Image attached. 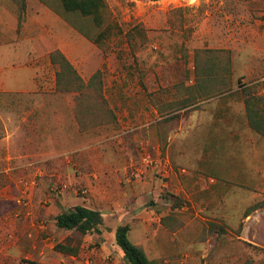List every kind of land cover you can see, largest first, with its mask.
<instances>
[{
  "label": "rangeland",
  "instance_id": "rangeland-1",
  "mask_svg": "<svg viewBox=\"0 0 264 264\" xmlns=\"http://www.w3.org/2000/svg\"><path fill=\"white\" fill-rule=\"evenodd\" d=\"M105 1L99 26L61 0H0V70L37 83L0 76V264H128L124 224L154 264H264V135L246 110L264 114V0ZM56 49L81 80L59 84ZM75 205L101 233L58 227Z\"/></svg>",
  "mask_w": 264,
  "mask_h": 264
},
{
  "label": "trees",
  "instance_id": "trees-1",
  "mask_svg": "<svg viewBox=\"0 0 264 264\" xmlns=\"http://www.w3.org/2000/svg\"><path fill=\"white\" fill-rule=\"evenodd\" d=\"M63 8L68 12H79L83 16L91 17V19L99 26L105 23L104 14L107 12L108 5L105 0H61ZM85 37L93 42H100L105 37V32H100L94 38L86 35L84 32L79 31ZM199 52V51H198ZM51 59L54 64L58 65L57 79L59 84L63 82L65 77L74 76L81 80L76 68L65 54L56 49L51 52ZM101 75V70H98L90 80ZM213 76L205 77L203 80L198 81L195 88L204 96L215 95L220 91L211 85ZM252 100H246V110L250 126L257 132L264 135V114L259 108H256ZM260 205V204H259ZM257 206V205H256ZM58 227L72 230L76 229L82 233H101V226L104 223L103 214L96 209L85 205H75L66 211L59 213L56 217ZM130 226L128 224L120 225L116 229L115 237L116 243L123 252V258L128 264H154L153 261L147 256L146 252L138 245L133 243L129 238ZM58 250L73 252L71 248L65 244H58Z\"/></svg>",
  "mask_w": 264,
  "mask_h": 264
},
{
  "label": "crops",
  "instance_id": "crops-1",
  "mask_svg": "<svg viewBox=\"0 0 264 264\" xmlns=\"http://www.w3.org/2000/svg\"><path fill=\"white\" fill-rule=\"evenodd\" d=\"M61 48V47H60ZM63 52L66 53L68 58L75 63L74 59L72 58V54L61 48ZM4 69V68H3ZM1 69L0 70V76H1V84H3L4 89L7 90H13V91H30L35 88L37 85L36 79L34 77H31L29 79L28 83H23L22 81L19 80V76L17 74H11L12 70L8 69ZM10 77L13 82H10Z\"/></svg>",
  "mask_w": 264,
  "mask_h": 264
}]
</instances>
